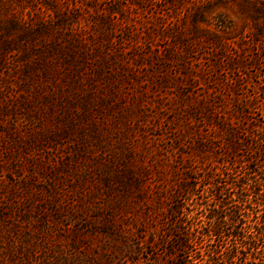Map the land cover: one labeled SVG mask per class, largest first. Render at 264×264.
<instances>
[{"label":"trees","instance_id":"1","mask_svg":"<svg viewBox=\"0 0 264 264\" xmlns=\"http://www.w3.org/2000/svg\"><path fill=\"white\" fill-rule=\"evenodd\" d=\"M0 98V263L264 264V0H0Z\"/></svg>","mask_w":264,"mask_h":264},{"label":"rangeland","instance_id":"2","mask_svg":"<svg viewBox=\"0 0 264 264\" xmlns=\"http://www.w3.org/2000/svg\"><path fill=\"white\" fill-rule=\"evenodd\" d=\"M17 8V7H16ZM18 9V8H17ZM26 11V10H25ZM23 12V14H24V16H26V12ZM147 54V53H146ZM184 66H186V64H184ZM142 71H146L145 70V68H143L142 66H141V68H140ZM251 71L249 72V76H248V78L245 80H242V81H240L241 83L242 82H245V81H247L248 82V86L246 87V90L248 91V94L250 95V96H254V94L257 92V89L255 88V87H253V85H257L259 82H260V80H259V78L256 76V74H255V70L254 69H250ZM182 71V67H178V66H173V67H170L169 68V70H168V74L170 75V76H174L175 77V80H180V78L181 77H179V75H180V72ZM221 74H223V76H226V78L228 77V79H229V81H231V79L232 78H234V76L232 75V73L229 71V70H225L224 72H222ZM176 82V81H175ZM203 82V81H202ZM201 82V83H202ZM178 83V82H177ZM142 86H144V87H146V89L148 88L149 90H151V89H156V87L155 86H152L151 84H149V85H146V84H144V85H142ZM208 87H211V86H208ZM161 89L158 87V91H160ZM152 92V91H151ZM171 92V91H170ZM176 93V92H175ZM174 93V94H175ZM171 94H172V92H171ZM174 94H172L171 96H173ZM226 94H229V95H231L232 96V94H233V92L232 91H230V90H227L226 91ZM154 95H151V97H153ZM4 105V102L1 100V98H0V106L2 107ZM32 116V115H31ZM12 119H13V116H7V117H5L4 118V123L3 124H0V130L1 129H3V130H5L6 128H8V126H9V123L11 124V122H12ZM16 122H17V128L21 131V133H24V132H26L27 130H30V129H32V122L30 123L28 120H27V118H25V117H22V116H18L16 119ZM31 121H33L32 119H31ZM260 122H261V124L262 123H264V118H261L260 120H259ZM156 124H158L157 122H155ZM44 127H46L47 126V124H44L43 125ZM5 134L4 133H2L1 134V137L2 138H0L1 140H3V138H5V136H4ZM163 136V137H161L160 138V136ZM170 138H171V136H164L163 135V130H161L158 126H156L155 128H153V131H152V137H150V139L147 141V143H148V146L150 147V150H153L156 154H158V155H160L162 152H163V150L165 149V148H167L168 146H170ZM110 144H109V146H108V148H110ZM63 148V147H62ZM72 147H70V146H66V148L65 149H62V152H61V154L64 156V158L65 159H68L69 158V156H68V154H66V153H71L72 152ZM54 151H52V152H43V157L45 158V160L47 161V158H49V157H53V155H54ZM49 154V155H48ZM149 161V159L146 161V162H148ZM25 175H27V173L26 172H24L23 174L21 173L19 176H16V178L15 179H17V180H25V179H27V178H24L25 177ZM152 176H154L153 174H152ZM153 178V177H152ZM9 179H10V175L9 174H7V173H0V187H3V186H5V184L9 181ZM27 180H29V179H27ZM149 181H151V180H148V182ZM225 180H222V182H224ZM191 182L192 183H194V184H196V186H197V188H198V190H199V192L200 193H202V192H204L205 190H206V188H205V186H202L201 184L203 183V182H200V181H195V180H191ZM37 203V202H36ZM36 203H34V204H36ZM169 204V203H168ZM14 205V204H13ZM17 206L19 205V207H20V209H22L23 207H22V204L21 203H18V204H16ZM138 206H139V204H138ZM166 208H168V206H166ZM34 211V210H33ZM35 212V211H34ZM12 217L13 216H18V218H20V219H29V218H31L30 219V221H31V228L33 227V221H34V217L35 216H33V213L32 214H18V213H16L15 215L14 214H12L11 215ZM62 224L63 225H71V224H74V221L72 220V221H70L69 220V218H62ZM85 225V224H84ZM2 228H4V225H2L1 226ZM115 255V254H114ZM114 255H112V256H110V260L112 259V260H114V263H115V261H117V260H115L114 259ZM115 257H117V255H115ZM2 259V258H1ZM3 260V259H2ZM0 264H5V262L4 263H0Z\"/></svg>","mask_w":264,"mask_h":264}]
</instances>
